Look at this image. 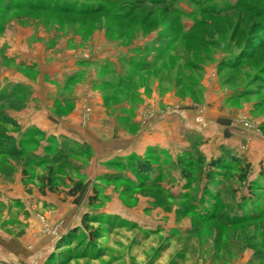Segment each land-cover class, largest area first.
<instances>
[{
  "label": "rangeland",
  "instance_id": "1",
  "mask_svg": "<svg viewBox=\"0 0 264 264\" xmlns=\"http://www.w3.org/2000/svg\"><path fill=\"white\" fill-rule=\"evenodd\" d=\"M79 85L105 105L99 137L151 136L171 122L166 145L101 161L85 142L24 135L37 126L8 112L39 117L50 89ZM213 106L221 125L205 115ZM78 110L87 126L91 108ZM0 140V215L21 209L1 195L15 176L30 209L69 214L42 264H264V0H0ZM74 182L81 190L67 195Z\"/></svg>",
  "mask_w": 264,
  "mask_h": 264
},
{
  "label": "crops",
  "instance_id": "2",
  "mask_svg": "<svg viewBox=\"0 0 264 264\" xmlns=\"http://www.w3.org/2000/svg\"><path fill=\"white\" fill-rule=\"evenodd\" d=\"M72 76L68 77L69 80H71ZM78 88L80 91L74 93H66L60 89L56 91L55 88L50 89L49 93L52 98V101L48 104V106H51L50 110L43 115H39V117L33 115L35 117L30 118L28 115L26 116L24 112L19 113L14 110H9L8 112L10 116H13L16 122L22 124L25 128L33 124L37 126L35 128H39L43 131L45 136H54L56 138L66 137L92 145L94 149L99 152L96 153L98 156H95H97V158L100 157L101 161L110 159L113 156H126L131 153L142 152L145 150L146 145L149 144L158 146L166 145L163 143L168 139L167 133L170 130L169 128L173 127L169 124L171 122H168L166 131L162 130V125H160V123L157 124L153 127L156 129L152 130L153 135L151 136L143 132H138L136 135L129 137L124 135L119 129V131L116 130L118 137L107 136L104 138L102 137L103 135L99 137L102 123L108 122V114L105 105L98 94L92 95V93H90L89 85H79ZM218 98L217 101H221L224 97ZM53 101H56L61 107L66 105L72 106V109L70 108L68 113L56 114L53 111ZM83 103H86L91 108L92 115L87 126H81L79 123L81 111L78 109ZM124 106L127 107L125 110H129V105ZM204 112H206V116L210 115L213 118L214 123H216L215 125L224 123L223 112L216 106L211 107L208 111L204 110ZM20 116L22 117L18 119ZM117 116L120 122H122L128 120L129 114L126 115L123 110L118 113ZM130 118L133 123H140L141 115L139 110L133 112ZM117 127L118 126L115 125V128ZM217 134V138L225 137L224 133L219 135L217 132ZM234 134L235 133L228 134L223 143L232 144V142L237 139ZM150 137L154 139L149 141ZM114 139H118V141L115 142L113 141ZM254 139L257 140V137L255 136ZM252 141L253 142L249 143V146L253 145L254 149L257 148L260 142L258 141L259 143L256 144V141ZM129 145L130 147H128ZM262 146L263 148L256 152L258 154L257 161L264 158V144ZM109 149H111V152ZM250 151L253 150L250 149ZM101 153L103 154L102 156ZM5 183L7 185L2 184L5 189L2 191L1 195L7 196L9 200L20 199L22 204L19 210L13 208V210L16 209L13 217H10L6 211L0 215V264H42L46 256L53 251L54 245L55 243L57 244L60 237L67 234L69 227L66 218L69 214L68 212L65 214V212L54 213L47 211L42 208V204H40L39 210L34 211L30 209L29 202H31V199H29V196L27 197L26 195L15 193L17 187H21L19 177L17 178L15 176L12 181H7ZM6 192H8L7 195L5 194ZM37 198H39L40 202L48 201L46 196L38 195ZM45 224L47 226L46 230L44 229ZM57 224L58 228L55 226Z\"/></svg>",
  "mask_w": 264,
  "mask_h": 264
},
{
  "label": "trees",
  "instance_id": "3",
  "mask_svg": "<svg viewBox=\"0 0 264 264\" xmlns=\"http://www.w3.org/2000/svg\"><path fill=\"white\" fill-rule=\"evenodd\" d=\"M139 66H141V65H138L137 63H134V64H132V67H139ZM141 69V68H140ZM119 84V83H118ZM7 119H5V121H6ZM34 128V127H33ZM31 131H35L36 133H41V131H39L37 128H34V129H31V127H29V128H27L25 131H24V135L26 134V133H28V132H31ZM9 139V138H8ZM25 140H27V138H25V139H23V141H25ZM29 140V139H28ZM1 141L2 140H0V146H3V144L4 143H1ZM3 153V152H2ZM226 158H228V157H226ZM230 159V158H229ZM30 163L31 164H34L35 162H39L40 161V159H39V157H31L30 158ZM223 160H224V158H219V159H217L215 162H213L212 163V161H211V163L213 164V165H215L216 167H219L221 164H222V162H223ZM231 160H233L235 163H239V168L241 169V170H243V176L244 175H247V174H249L250 172H251V167H250V164L249 163H245V164H243V165H241V161H240V159H238V158H231ZM136 166L138 167V169H139V171L141 172V173H144V172H147L148 170V168L150 167L149 166V163H147V162H145V161H141V160H138L137 162H136ZM211 168H213V166H211ZM185 176L187 177V178H189V175L188 174H185ZM259 178L260 179H263L264 180V167H263V169H261L260 171H259ZM43 180L44 181H46V182H48V183H50V178L49 177H44L43 178ZM209 181H213V179H211L210 178V180ZM81 188H82V185H81V183L80 182H74V185L67 191V195H70V196H75L80 190H81ZM86 218V217H85ZM83 221H84V218L82 219ZM62 237H60V239H61ZM60 239H59V241H58V243L60 242Z\"/></svg>",
  "mask_w": 264,
  "mask_h": 264
}]
</instances>
